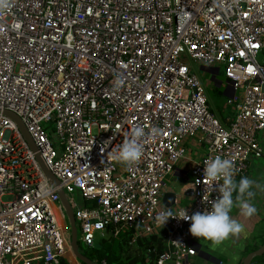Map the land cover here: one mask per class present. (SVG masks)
<instances>
[{
    "label": "built area",
    "instance_id": "obj_1",
    "mask_svg": "<svg viewBox=\"0 0 264 264\" xmlns=\"http://www.w3.org/2000/svg\"><path fill=\"white\" fill-rule=\"evenodd\" d=\"M189 58L224 70L234 90L226 121ZM6 110L22 119L36 150ZM137 128L145 133L139 162H114ZM262 131L264 0H0V264H62L73 253L58 188L37 154L86 246L108 230L158 236L165 248L156 264H190L191 221L158 225L157 214L210 209L221 182L208 190L204 160L232 159L237 180L264 155ZM190 138L205 148L190 168V202L174 192L168 207L166 179Z\"/></svg>",
    "mask_w": 264,
    "mask_h": 264
},
{
    "label": "clouds",
    "instance_id": "obj_2",
    "mask_svg": "<svg viewBox=\"0 0 264 264\" xmlns=\"http://www.w3.org/2000/svg\"><path fill=\"white\" fill-rule=\"evenodd\" d=\"M124 83L123 74L117 73L115 87L119 89ZM144 135L143 129H135L131 138L111 154V159L127 167L137 164L143 154V144L140 141ZM203 164L205 166L204 181H206L208 190L213 191V182H221L218 188L221 195L211 201L210 209L189 215L185 209L174 213L169 208L157 214L156 222L158 225L165 226L169 218L191 221L189 231L192 236L204 238L214 245H221L245 231L246 225L234 218L231 212L234 207H238L241 216L245 218L252 216L256 212V207L252 203L253 188L258 185L256 181L248 177H241L237 181L235 162L230 158L217 155L204 160Z\"/></svg>",
    "mask_w": 264,
    "mask_h": 264
},
{
    "label": "crops",
    "instance_id": "obj_3",
    "mask_svg": "<svg viewBox=\"0 0 264 264\" xmlns=\"http://www.w3.org/2000/svg\"><path fill=\"white\" fill-rule=\"evenodd\" d=\"M210 69L212 70V68ZM226 108H228L227 105ZM216 112L225 121L232 114L230 112L229 115L223 116L218 110H216ZM259 138L264 149V131L259 132ZM186 148L187 156L176 167L174 175L178 176L179 180L183 183L181 186V193L177 194L180 195V198H186L185 200H188L192 195L190 168L193 161L199 159L203 155L200 150L204 147L198 142L197 138H190L186 144ZM191 154L195 155L193 156ZM241 177H248L256 181L258 185V187L253 188L254 196L252 197V203L256 207V212L247 218L240 215L238 207H234L231 212L234 218L241 220L246 225L245 231L238 237L230 238L221 245H214L211 241L193 236V243L196 247L197 254L191 259L192 261L190 264H242L245 257L249 254L248 250H250L251 247L258 244L261 247L264 243V155L262 157L252 158L249 161L247 172L243 176H240L237 181H239ZM168 189L170 190L169 192H175L171 191L173 189L169 187ZM109 236H113L109 230L103 235H98L95 244H99L102 238H107ZM138 240L139 239H134L131 236V240L127 245V248H129L128 252L127 250L123 252L122 260L124 264H148L151 262L152 258L147 256V254L143 261L144 263L141 261L140 258L144 246H142ZM138 254H140V258L136 256ZM68 255L69 257L64 261L67 264H83L76 258L74 253Z\"/></svg>",
    "mask_w": 264,
    "mask_h": 264
},
{
    "label": "water",
    "instance_id": "obj_4",
    "mask_svg": "<svg viewBox=\"0 0 264 264\" xmlns=\"http://www.w3.org/2000/svg\"><path fill=\"white\" fill-rule=\"evenodd\" d=\"M189 63L191 65V67L194 69L195 73L197 74V76L200 78V80L202 82V76L200 74V70L197 67V65L195 64V62L189 58ZM207 95L209 98V102L211 105V108L213 109L214 112H216V108L215 105L213 104L212 98L209 94V91L207 90ZM5 115L8 116L10 119H12L19 127L20 131L22 132L23 136L25 137V139L27 140V142L29 143L30 147L33 150H36L35 144L29 134V132L27 131L22 119L15 113L6 110ZM217 113V112H216ZM37 161L42 169V171L44 172L47 180L49 181V183L53 186V187H57V192L60 196V201L64 210V213L67 217L68 223H69V228H70V236H71V247H72V251L74 253V255L76 256V258L81 261L83 264H98L97 262L91 260L90 258H88L87 256H85L81 250H80V244H79V238H78V228H77V224H76V219H75V215H74V211L73 208L65 194V191L63 190L62 187H60L59 185V180L58 178L51 172V170L49 169V167L47 166V164L45 163L44 159L42 158V156L40 154L36 155ZM175 198H176V194L174 192H167L164 195L163 201L164 204L168 207L172 206L175 202ZM96 246V244H95ZM264 255V243L262 244V246L252 252H250L245 259L243 260L242 264H252V262L260 256ZM63 261L64 258H62Z\"/></svg>",
    "mask_w": 264,
    "mask_h": 264
},
{
    "label": "trees",
    "instance_id": "obj_5",
    "mask_svg": "<svg viewBox=\"0 0 264 264\" xmlns=\"http://www.w3.org/2000/svg\"><path fill=\"white\" fill-rule=\"evenodd\" d=\"M131 236L132 235L129 233H122L118 237L109 236L107 238H102L99 244L83 250L82 253L98 264H103V261H106V264H124L122 256L123 252H125L126 250L128 252L129 248H127V245L131 240ZM138 239V242L144 247L141 253V258L140 254L136 256H138L143 262L147 254V256L152 258H150L151 262L148 264H156L159 255L164 251L165 248L164 238L153 236L150 239ZM259 247V244L251 247L250 250H248V253L258 249ZM62 264L67 263L63 261ZM252 264H264V255L257 257L252 262Z\"/></svg>",
    "mask_w": 264,
    "mask_h": 264
},
{
    "label": "rangeland",
    "instance_id": "obj_6",
    "mask_svg": "<svg viewBox=\"0 0 264 264\" xmlns=\"http://www.w3.org/2000/svg\"><path fill=\"white\" fill-rule=\"evenodd\" d=\"M185 61L189 63V60L186 59ZM196 65L200 70V74L202 76L203 81H205L208 86V91L212 98V101L214 102L216 106V110H218V112L223 116L229 115L231 112V107L226 108L227 97H230L234 93V90L230 86V84L227 82V78L224 74V70L221 69L220 73L215 74L209 68V66H203V64L200 62H197ZM200 152L204 154L205 148H202ZM191 155L194 156L195 154H191ZM166 185L169 188L173 189V191L177 193H181V186L183 185V183L179 180L178 176L172 174L168 176V178L166 179ZM7 198L8 197L6 196L3 199L6 200ZM185 199L186 198L184 199L180 198V204L187 205L190 202V198L188 200H185ZM78 202L82 203V200L78 198ZM64 222L70 234L69 223H68V220L65 214H64ZM77 228H78V238H79L80 250L82 252L83 250H86L87 248H90V247L86 246L83 242L80 241L81 230H80L78 223H77Z\"/></svg>",
    "mask_w": 264,
    "mask_h": 264
},
{
    "label": "bare ground",
    "instance_id": "obj_7",
    "mask_svg": "<svg viewBox=\"0 0 264 264\" xmlns=\"http://www.w3.org/2000/svg\"><path fill=\"white\" fill-rule=\"evenodd\" d=\"M57 211H58L57 216H58V218L60 219L61 224H63V222H62V215H61V212H60L58 209H57Z\"/></svg>",
    "mask_w": 264,
    "mask_h": 264
}]
</instances>
